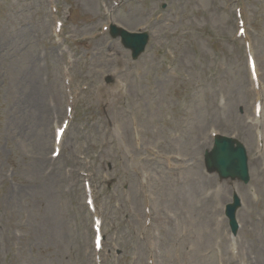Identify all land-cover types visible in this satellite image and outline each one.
<instances>
[{
	"label": "rangeland",
	"instance_id": "rangeland-1",
	"mask_svg": "<svg viewBox=\"0 0 264 264\" xmlns=\"http://www.w3.org/2000/svg\"><path fill=\"white\" fill-rule=\"evenodd\" d=\"M214 132L247 147L249 184L206 172ZM0 264H264V0H0Z\"/></svg>",
	"mask_w": 264,
	"mask_h": 264
},
{
	"label": "water",
	"instance_id": "water-1",
	"mask_svg": "<svg viewBox=\"0 0 264 264\" xmlns=\"http://www.w3.org/2000/svg\"><path fill=\"white\" fill-rule=\"evenodd\" d=\"M114 29L113 33H117ZM123 34V33H122ZM124 43L134 49V54L141 53L148 41L147 35L142 36H125ZM208 167L211 170H217L221 177H241L247 172V158L241 144L235 146L234 142L229 139H221L215 151L207 158Z\"/></svg>",
	"mask_w": 264,
	"mask_h": 264
}]
</instances>
